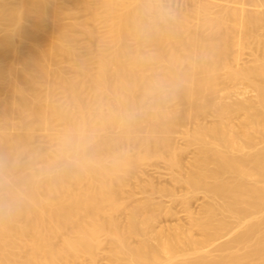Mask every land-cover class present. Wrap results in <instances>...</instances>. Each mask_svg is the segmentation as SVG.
Instances as JSON below:
<instances>
[{
	"label": "bare ground",
	"instance_id": "1",
	"mask_svg": "<svg viewBox=\"0 0 264 264\" xmlns=\"http://www.w3.org/2000/svg\"><path fill=\"white\" fill-rule=\"evenodd\" d=\"M262 31L264 0H0V264H264ZM152 157L181 194L127 189Z\"/></svg>",
	"mask_w": 264,
	"mask_h": 264
},
{
	"label": "rangeland",
	"instance_id": "2",
	"mask_svg": "<svg viewBox=\"0 0 264 264\" xmlns=\"http://www.w3.org/2000/svg\"><path fill=\"white\" fill-rule=\"evenodd\" d=\"M185 3H184V1H178V2H175V3H171V6H175V7H179V6H183ZM249 7V6H248ZM262 32H264V31H262ZM262 34H264V33H262ZM249 54H248V52H246L245 54H243V57L244 58H246V59H248L249 58ZM243 58V59H244ZM245 60V59H244ZM240 89L241 90H245L246 89V91L249 93L250 92V89H248V88H245V89H242L241 87H238V92L240 91ZM231 90H233L232 91V93H234V91H236L237 89H236V87H232L231 88ZM241 92V91H240ZM243 92V91H242ZM246 92V95L248 94ZM251 93H252V91H251ZM244 94H245V91H244ZM250 94V93H249ZM248 94V95H249ZM208 116V115H207ZM201 117L202 116H200L199 118L201 119ZM205 117V119H203ZM210 118H208V117H206V115L205 116H203L202 117V120L204 121V122H209V120H211L212 119V116H209ZM209 120H208V119ZM207 120V121H206ZM190 123H193V122H190L189 121V123L188 122H186L185 123V125H181L180 127H179V131L178 132H175L174 133V135H173V139H174V142H176L177 144H180V142L182 143L184 140H183V138H182V136H181V130H183L184 128H186V127H189V126H191V124ZM188 150V149H187ZM189 152H185L183 155H184V157L185 158H187V156L186 155H188V154H191V150H192V147H190L189 148ZM189 156V155H188ZM142 168L144 169L143 171L145 172V174H144V172H142L143 174H141V172H139L136 176H134V177H131L130 179H128V183H129V185L127 186V189L128 190H130V189H132V191L134 190L135 191V193H134V195H135V197H137V196H141V195H143V194H145L141 189V187H140V184H142L145 180H146V178H150V179H154V181L153 182H155V183H157V185H166V186H173V187H171L172 189H173V191L177 194V195H179V194H181L183 191H184V187L182 186V187H180L181 186V184H179V185H177L178 183H174L171 179H170V176H169V173H170V169L168 168V166H167V164H166V162L164 161V160H162V159H160V158H156V157H152V158H150V159H147V160H145V162H143L142 163ZM149 176V177H148ZM146 177V178H145ZM152 177V178H151ZM130 187V188H129ZM175 187H177V189H178V192H177V189L175 188ZM181 188L183 189V190H181ZM180 189V190H179ZM133 191V192H134ZM181 191V192H180ZM200 193H197V194H195L191 199H190V206L194 209V210H196V208H198L199 207V204H200V202L202 201V197H201V195H199ZM153 197H154V200L156 201H161L163 204L165 203V205L166 206H170L171 208L173 207L174 208V211H176V218L178 219V220H181V221H183L185 218H184V215H183V207H184V205L181 203V202H178L177 201V199L179 200V201H181L180 200V198H178V196L176 197V198H173V199H175V200H173V199H171V197L167 194V193H165V192H159V193H157V192H154L153 193ZM176 202V203H175ZM181 205H183V206H181ZM172 208V209H173ZM177 214L179 215V217L177 216ZM172 217V218H171ZM173 217L174 216H163V219H161V221H160V225L159 226H161V224L163 225V223H164V225H165V223L166 224H168L172 219H173ZM174 217V218H175ZM183 217V218H182ZM160 220V219H159ZM173 220H175L176 221V219H173ZM172 220V221H173ZM172 221H171V223H172ZM174 222V221H173ZM98 264H104L103 263V260L101 261L100 260V262L98 263Z\"/></svg>",
	"mask_w": 264,
	"mask_h": 264
},
{
	"label": "clouds",
	"instance_id": "3",
	"mask_svg": "<svg viewBox=\"0 0 264 264\" xmlns=\"http://www.w3.org/2000/svg\"><path fill=\"white\" fill-rule=\"evenodd\" d=\"M145 15L150 18V22L153 19L163 20L164 18L171 15V10L166 8H151L145 11ZM12 206L0 204V214L11 213Z\"/></svg>",
	"mask_w": 264,
	"mask_h": 264
}]
</instances>
